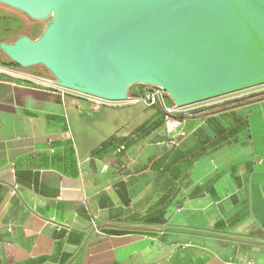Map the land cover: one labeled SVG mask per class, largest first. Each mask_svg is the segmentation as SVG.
I'll use <instances>...</instances> for the list:
<instances>
[{
	"label": "crops",
	"instance_id": "obj_1",
	"mask_svg": "<svg viewBox=\"0 0 264 264\" xmlns=\"http://www.w3.org/2000/svg\"><path fill=\"white\" fill-rule=\"evenodd\" d=\"M45 80L0 65V264H264V86L165 120Z\"/></svg>",
	"mask_w": 264,
	"mask_h": 264
},
{
	"label": "water",
	"instance_id": "obj_2",
	"mask_svg": "<svg viewBox=\"0 0 264 264\" xmlns=\"http://www.w3.org/2000/svg\"><path fill=\"white\" fill-rule=\"evenodd\" d=\"M43 25L0 41L21 69L107 102L134 85L178 108L264 85V0H0Z\"/></svg>",
	"mask_w": 264,
	"mask_h": 264
},
{
	"label": "rangeland",
	"instance_id": "obj_3",
	"mask_svg": "<svg viewBox=\"0 0 264 264\" xmlns=\"http://www.w3.org/2000/svg\"><path fill=\"white\" fill-rule=\"evenodd\" d=\"M9 21L14 22L16 25L10 26L11 24L9 23ZM42 28H43V25L41 23L30 21L21 13H18L16 11L0 6V40L7 39L8 41H10V40H13L19 34H23V33L28 34L32 38H35L39 35ZM0 65L8 66L12 68L13 70L20 71L21 73L35 72L45 77L47 80H52L51 75L43 67L37 66V67L29 68V69H21L14 63L10 62L1 53H0ZM263 86L264 85L254 87V88H249V89L242 90L236 93H232L229 95H225V96L214 98L208 101H204L198 104L189 105L183 108L186 113H189L190 110H192L193 108L198 109L199 107H206V105L215 103L216 101H219L222 99H235V100L242 99V98L247 97L246 95L250 91L263 87ZM144 88L145 86L143 85L131 86L129 88V94L131 93L132 95L136 93V97H139V95L143 92ZM164 99H166L170 103V105L172 104L171 100L166 95ZM115 103H123V102H115Z\"/></svg>",
	"mask_w": 264,
	"mask_h": 264
},
{
	"label": "built area",
	"instance_id": "obj_4",
	"mask_svg": "<svg viewBox=\"0 0 264 264\" xmlns=\"http://www.w3.org/2000/svg\"><path fill=\"white\" fill-rule=\"evenodd\" d=\"M44 82L51 84L52 80H45ZM53 84V83H52ZM165 97V93L158 87L155 86H145L143 92L139 95V97L134 98L135 102H142L146 105L152 107L157 105H162L165 120H169L171 117L176 116L182 118L186 116V112L184 108H178L173 103L169 106H164L163 101ZM183 132H179L173 139L168 141V144L171 146H177L180 142V139L184 137Z\"/></svg>",
	"mask_w": 264,
	"mask_h": 264
}]
</instances>
